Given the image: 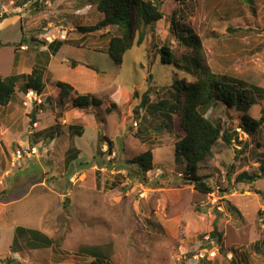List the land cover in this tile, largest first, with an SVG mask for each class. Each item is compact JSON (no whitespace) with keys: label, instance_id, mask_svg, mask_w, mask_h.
I'll return each instance as SVG.
<instances>
[{"label":"rangeland","instance_id":"rangeland-1","mask_svg":"<svg viewBox=\"0 0 264 264\" xmlns=\"http://www.w3.org/2000/svg\"><path fill=\"white\" fill-rule=\"evenodd\" d=\"M154 1L163 18L115 64L102 36L111 27L78 28L103 18L94 0H0L3 76L19 68L14 48L30 66L37 51H47L45 43L65 42L44 71L42 102L23 105L17 91L15 111L0 106V127H7L11 142L7 148L0 139V191L6 190L0 200L1 264H89L92 258L80 247L106 244L109 264H264V255L253 249L264 238V176L234 181L237 173L258 167L264 154V128L252 135L241 128L244 113L259 117L264 95L251 108L206 106L205 116L231 133L230 143L218 140L212 156L198 165L212 187L208 194L181 180L183 164L172 151L180 133L176 120L171 129H160L159 113L149 108L173 101L172 83L185 76L158 54L165 44L176 62L189 57L192 49L177 36L183 25L199 36L198 56L212 72L264 89V0ZM58 81L72 86L61 102ZM80 94L101 104L73 106ZM144 96L147 104L141 105ZM69 125L82 127L81 136ZM101 136L113 142L112 152L98 141ZM72 148L78 154L70 160ZM148 148L153 168L141 181L129 161ZM214 220L222 233L218 244L209 237ZM17 226L24 231L16 232ZM33 230L56 243L31 246L39 243Z\"/></svg>","mask_w":264,"mask_h":264},{"label":"trees","instance_id":"trees-1","mask_svg":"<svg viewBox=\"0 0 264 264\" xmlns=\"http://www.w3.org/2000/svg\"><path fill=\"white\" fill-rule=\"evenodd\" d=\"M94 3L96 9L102 13L103 18L93 26L78 28L81 32L87 33L105 26L111 27L113 31H109L105 35L102 34V36L107 39L104 52L115 64H121L126 51L133 46L142 45L146 30L163 18V13L154 0H94ZM177 36L184 46L192 49L191 53L187 54L189 57L184 54L180 57V61L176 62L171 48L165 44L158 49V54L163 64H170L179 70H183L185 76L172 83L170 94L173 101L164 99L154 105H149V108L153 114L159 113L160 116H157V120L159 121L160 129H171L176 120L180 127V133L177 135L178 140L172 146V151L175 161L183 164L181 180L185 184L192 185L199 193L208 194L212 192V187L205 177L198 173V165L212 156V148L218 140H222L227 144L230 143L231 133L223 130L219 122H215L205 116L206 106L220 102L226 107L244 106V108H251V106L258 104V98L264 95V89L246 83L241 79L212 72L198 56L201 55L199 36L193 34L187 25L182 26V32ZM23 41L25 39L22 37ZM63 43L65 42L59 40L45 43L47 51L36 52L30 73L26 75L12 74L8 77L0 75V106H6L13 100L16 82L19 79L22 81L18 87L20 92L25 93L31 89L41 95L45 89L44 71L46 66L50 57L58 52ZM13 50V63L17 64L19 55L15 48ZM41 60H43L45 66L41 64ZM56 87L58 89L57 97L60 102L64 101L72 90V86L63 81H58ZM147 100V96H144L141 100V105L147 104ZM100 104V99L88 94L76 95L72 99L73 106L82 108L90 105L97 107ZM111 106L115 105L112 104ZM110 107H106L107 112L110 111ZM31 116L34 118L33 115ZM241 123V128L248 135H252L257 130L264 128V102L260 108L258 118H253L244 113L241 116ZM68 128L77 136H81L83 133V128L78 125H69ZM102 139L107 142L109 153L112 152L113 142L105 136H101L98 140L101 141V144ZM71 151L72 153L68 156L70 160L76 158L78 154V151L74 148ZM257 161L258 167L252 169V171L244 170L237 173L234 181L252 183L257 179H261L264 176V154ZM66 162L69 163L70 161ZM129 162L133 165L134 174L138 176L139 180L144 181L145 174L153 168V153L148 148L134 156ZM232 169L233 167H231ZM5 192L6 190L0 191V200ZM17 231L18 233L23 232L24 228L18 226L16 227ZM32 235L38 237L39 243L35 244V242L31 241L29 243L31 246L47 247L53 242L56 243L39 231L33 230ZM209 237L217 244L221 241L222 233L217 229L215 220L209 232ZM263 245L264 238H260L254 242L253 249L257 253L264 255ZM79 251L85 256L92 258L89 264H109L106 262L111 254V246L109 244L86 245L80 247ZM231 262L234 263L233 260Z\"/></svg>","mask_w":264,"mask_h":264},{"label":"crops","instance_id":"crops-1","mask_svg":"<svg viewBox=\"0 0 264 264\" xmlns=\"http://www.w3.org/2000/svg\"><path fill=\"white\" fill-rule=\"evenodd\" d=\"M17 63H18V65H19V68H18V70L15 71L16 74H24V75H26V74L30 73V70H31L32 65H30V66H25L24 62H22V60H21L20 55H19V58H18V62H17ZM32 64H33V63H32ZM0 75L3 76L1 73H0ZM3 77H8V76H3ZM18 82H19V81H18ZM18 82H17V83H18ZM16 87H17V86H16ZM16 87H15V97L13 98L14 101H15L16 97L18 96V95H17V91H19V90H18V87H17V88H16ZM19 92H20V91H19ZM22 95H23V93L20 92V96H21V98H22ZM40 96H41V95H40ZM13 100H12L11 102H9L6 106L2 107V108L4 109V111H15V110H16V109H14L15 102H14ZM40 100H41V102H42L43 99H40ZM11 116H12V115H11ZM34 124H35V123H34ZM3 127H4V126H1V127H0V139L2 140L4 146H6V147L8 148V147H10L11 142H10V138L7 136V133H5L7 127H4V129H3ZM3 130H4V131H3ZM8 138H9V139H8ZM8 203H10V202H8ZM8 203H6V204H8ZM17 227H18V226H17ZM9 252H13L12 249H10Z\"/></svg>","mask_w":264,"mask_h":264},{"label":"built area","instance_id":"built-area-1","mask_svg":"<svg viewBox=\"0 0 264 264\" xmlns=\"http://www.w3.org/2000/svg\"><path fill=\"white\" fill-rule=\"evenodd\" d=\"M62 38L65 37L64 34H62ZM21 48L25 49V46H21ZM39 96L35 91L29 89L27 92L23 93L22 97H23V105H31L32 103L36 102V103H40L41 100L39 99ZM203 257V255L201 256ZM1 264V263H0Z\"/></svg>","mask_w":264,"mask_h":264}]
</instances>
